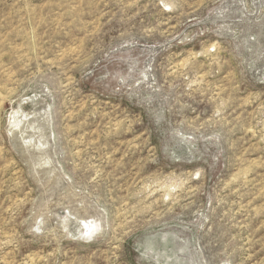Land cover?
<instances>
[{
	"label": "rangeland",
	"instance_id": "1",
	"mask_svg": "<svg viewBox=\"0 0 264 264\" xmlns=\"http://www.w3.org/2000/svg\"><path fill=\"white\" fill-rule=\"evenodd\" d=\"M0 264H264V0H0Z\"/></svg>",
	"mask_w": 264,
	"mask_h": 264
},
{
	"label": "bare ground",
	"instance_id": "2",
	"mask_svg": "<svg viewBox=\"0 0 264 264\" xmlns=\"http://www.w3.org/2000/svg\"><path fill=\"white\" fill-rule=\"evenodd\" d=\"M17 123V122H16ZM14 124V123H13ZM16 125V124H15Z\"/></svg>",
	"mask_w": 264,
	"mask_h": 264
}]
</instances>
